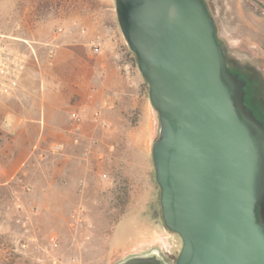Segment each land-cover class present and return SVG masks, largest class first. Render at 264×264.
I'll list each match as a JSON object with an SVG mask.
<instances>
[{
  "label": "rangeland",
  "instance_id": "374dc122",
  "mask_svg": "<svg viewBox=\"0 0 264 264\" xmlns=\"http://www.w3.org/2000/svg\"><path fill=\"white\" fill-rule=\"evenodd\" d=\"M203 2L217 38L251 54L264 75V0ZM97 13L114 15L120 30L115 0H0V34L37 43L38 59L46 50L54 64L50 51L56 57L65 35ZM114 45L118 62H131L134 71L126 68L115 86L109 81L107 90L122 98L103 111L108 127L90 124L89 138L69 158L52 154L53 138L39 140L34 129L13 134L4 126L12 97H0V264H119L153 250L177 259L182 241L163 223L152 159L158 113L123 35ZM42 72L28 81L34 96L48 101L53 83Z\"/></svg>",
  "mask_w": 264,
  "mask_h": 264
},
{
  "label": "water",
  "instance_id": "95a60500",
  "mask_svg": "<svg viewBox=\"0 0 264 264\" xmlns=\"http://www.w3.org/2000/svg\"><path fill=\"white\" fill-rule=\"evenodd\" d=\"M115 1L158 113L152 159L163 223L182 241L174 264H264V130L235 105L213 18L201 0ZM119 264L167 263L153 251Z\"/></svg>",
  "mask_w": 264,
  "mask_h": 264
},
{
  "label": "crops",
  "instance_id": "0c3cea01",
  "mask_svg": "<svg viewBox=\"0 0 264 264\" xmlns=\"http://www.w3.org/2000/svg\"><path fill=\"white\" fill-rule=\"evenodd\" d=\"M105 18L106 22H111V26L105 24ZM80 23L77 30L74 26L71 27L72 30L75 28V31L65 35L64 44H57L54 64L47 58L46 50L40 52L38 61L29 63L30 74H24L20 89L11 96L10 109L4 119V126L10 128L13 134L34 129L39 133V140L52 137V145H62L63 155L67 158L78 148L76 139L83 145L89 138L93 112L101 108L103 111L109 110L105 109L104 105L113 109L122 98L107 90L109 81L111 86H115V81L117 84L120 80L125 81L126 68L134 71L131 62L120 64L117 60L118 52H115L114 41H120L122 35L120 30L115 28L114 15L97 13ZM110 32L115 36L114 41ZM60 36H54L52 42ZM94 36H100L103 41V49L99 55L93 54L91 49V42L96 38ZM43 70L53 83L48 101L46 97H35L32 82L28 81V76H31V79L37 82L42 78ZM73 112L83 115L84 121L80 126L71 121L70 115Z\"/></svg>",
  "mask_w": 264,
  "mask_h": 264
},
{
  "label": "built area",
  "instance_id": "2783aa9c",
  "mask_svg": "<svg viewBox=\"0 0 264 264\" xmlns=\"http://www.w3.org/2000/svg\"><path fill=\"white\" fill-rule=\"evenodd\" d=\"M63 33L62 29H58L54 36L57 37ZM38 44L26 40L16 39L4 34H0V97H11L18 90L29 63L34 60L38 61L36 47ZM52 48V47H51ZM93 54L99 55L103 49V41L100 36H97L91 42ZM55 51L51 50L50 59H54ZM105 109H112L104 105ZM85 114V111L83 112ZM71 121L80 126L84 117L79 112H73L70 115ZM91 121L94 125L101 129L108 127V121L103 117V108L97 109L91 116ZM75 144L80 145L78 139ZM63 146L54 144L51 146L52 154L63 153ZM88 156V152L85 153ZM106 178V176H104Z\"/></svg>",
  "mask_w": 264,
  "mask_h": 264
},
{
  "label": "flooded vegetation",
  "instance_id": "af4514ba",
  "mask_svg": "<svg viewBox=\"0 0 264 264\" xmlns=\"http://www.w3.org/2000/svg\"><path fill=\"white\" fill-rule=\"evenodd\" d=\"M218 42L224 51L230 79L235 85V105L241 114L264 130V75L259 62L246 51L230 49L219 39ZM163 257L167 264L175 263Z\"/></svg>",
  "mask_w": 264,
  "mask_h": 264
},
{
  "label": "trees",
  "instance_id": "16d2710c",
  "mask_svg": "<svg viewBox=\"0 0 264 264\" xmlns=\"http://www.w3.org/2000/svg\"><path fill=\"white\" fill-rule=\"evenodd\" d=\"M202 2H203V0H201ZM204 3V2H203ZM206 6V5H205ZM207 8V7H206ZM257 210H258V208H257Z\"/></svg>",
  "mask_w": 264,
  "mask_h": 264
}]
</instances>
